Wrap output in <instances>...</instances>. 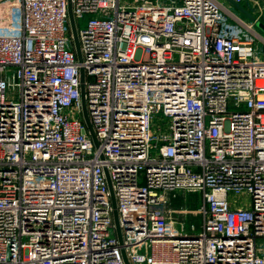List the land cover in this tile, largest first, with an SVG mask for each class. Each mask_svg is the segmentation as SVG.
Listing matches in <instances>:
<instances>
[{
    "label": "built area",
    "instance_id": "1",
    "mask_svg": "<svg viewBox=\"0 0 264 264\" xmlns=\"http://www.w3.org/2000/svg\"><path fill=\"white\" fill-rule=\"evenodd\" d=\"M262 34L222 0H0V264H264Z\"/></svg>",
    "mask_w": 264,
    "mask_h": 264
},
{
    "label": "water",
    "instance_id": "2",
    "mask_svg": "<svg viewBox=\"0 0 264 264\" xmlns=\"http://www.w3.org/2000/svg\"><path fill=\"white\" fill-rule=\"evenodd\" d=\"M229 1L234 6H236L238 9H240L245 15H247L250 18V20H252V21L256 20L255 15H253L244 5H242L241 3H239V2H237L235 0H229ZM70 19H71L72 29H73V32H74V41H75V45H76V49H77V54H78L79 58L82 59L80 42H79V38H78V31H77V28H76V23H75V19H74V15H73V12H72L71 5H70ZM256 22H257V25L259 26V28L264 31V22L261 21V20H257ZM84 74H85V71H84V69H82V80L83 81H84ZM82 92H83V105H84L85 120H86L87 126H88V128H89V130L91 132V135H92L95 143L98 144V139H97L96 133H95V131L93 129V125L91 123V120H90V117L88 115V111H87V108H86V103H85V98H84V85H82ZM109 184H110V188H111V191H112V202H113V205H114L115 222H116V225H117L119 238L122 241L123 237H122V231H121L120 226H119V213H118L117 204H116V197H115V194L113 192L110 180H109ZM124 257H125V260H126L127 264H130L126 254H124Z\"/></svg>",
    "mask_w": 264,
    "mask_h": 264
},
{
    "label": "rangeland",
    "instance_id": "3",
    "mask_svg": "<svg viewBox=\"0 0 264 264\" xmlns=\"http://www.w3.org/2000/svg\"><path fill=\"white\" fill-rule=\"evenodd\" d=\"M87 21H88V16H84L78 20H75L77 30L79 31V30L85 28L87 25ZM70 34H71V36L74 35L73 29H71ZM74 43H75V41H74ZM17 95H18V91H17ZM83 112H84V109H83ZM84 119H85V115H84ZM189 204H192L191 205L192 208H195L196 204H198V195L196 193L180 194L178 197H176L173 200L172 218H173L174 222H176V223L180 222V218L182 215L181 211H180V206L189 205ZM195 216H196V214L193 212V214H192L193 219H197ZM198 223H200L199 219H198Z\"/></svg>",
    "mask_w": 264,
    "mask_h": 264
},
{
    "label": "crops",
    "instance_id": "4",
    "mask_svg": "<svg viewBox=\"0 0 264 264\" xmlns=\"http://www.w3.org/2000/svg\"><path fill=\"white\" fill-rule=\"evenodd\" d=\"M223 3L229 7L230 10H233L235 14L242 16L245 20L252 21L250 18L245 15L240 9L234 6L229 0H222ZM253 15H255L256 20H261L264 22V0H247L242 3ZM263 11V14L261 13ZM257 25V22H256ZM258 26V25H257ZM259 27V26H258ZM262 31V36L264 37V31Z\"/></svg>",
    "mask_w": 264,
    "mask_h": 264
}]
</instances>
